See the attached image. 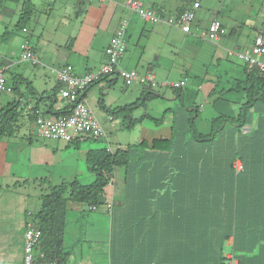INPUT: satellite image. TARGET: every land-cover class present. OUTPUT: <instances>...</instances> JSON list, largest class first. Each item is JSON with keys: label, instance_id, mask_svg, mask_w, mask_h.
<instances>
[{"label": "trees", "instance_id": "obj_1", "mask_svg": "<svg viewBox=\"0 0 264 264\" xmlns=\"http://www.w3.org/2000/svg\"><path fill=\"white\" fill-rule=\"evenodd\" d=\"M32 6V0H23L16 27H26V21L33 12ZM112 37L107 46L111 44ZM243 70L244 77L234 78L231 88L243 91L247 101L242 104L235 118L223 115L212 119L214 126L210 132H198L194 114L190 112L187 119H172L171 137L154 138L151 141L143 139L115 149L88 150L86 162L94 174L93 181L88 184L74 178L51 185L48 179H43V182H48V190L41 195L40 210L29 221L42 232L35 249L36 261L66 264L70 252L64 244V232L69 203H86L90 209L97 208L116 169L123 167L124 182L130 191V186L134 182L139 183L141 178L146 179L148 185L155 182L160 184L155 188L156 191L146 185L144 189L140 188L146 193L144 195L140 191L138 204L145 212L138 213L137 207L134 212L139 221L145 223V217L151 216V212L152 215L159 212L162 215L171 214L169 210L162 212L167 206L161 201L167 196L175 210L171 224L175 221L173 227L181 228L179 233L184 231L182 241L178 239L179 233L171 235L172 242L181 244L178 246L182 250L178 253L181 255L180 261H167L169 253L165 258V253L155 251L151 254L157 255V264H229V255L237 260V264H264V74L257 70L250 71L245 63ZM187 76H191V73ZM142 83L149 89L150 85L157 82L154 77ZM148 89L144 90L140 100L116 109L127 111L123 127L133 128L146 119L156 125L165 121L164 115L156 116L146 111H142L138 118H133V108L144 105L147 97L154 94L153 90ZM175 89H179L176 90L178 95L182 94L180 88ZM43 97L53 102L57 95L54 91L50 95L42 94V100ZM10 109L19 113L16 101L3 112L8 114ZM66 112L64 106L54 114ZM256 114L259 119H253ZM0 123V133H4L8 126L15 125V119H8L3 114ZM89 138L99 137L85 139ZM81 140L76 137L66 142L78 146ZM216 140L218 155H213L207 148L212 146L209 141ZM237 160L243 165L241 170L235 166ZM152 163L165 165L157 172L158 167L151 166ZM122 239L125 241L124 237ZM156 246L162 245L158 242ZM198 247L202 248L199 253Z\"/></svg>", "mask_w": 264, "mask_h": 264}, {"label": "crops", "instance_id": "obj_2", "mask_svg": "<svg viewBox=\"0 0 264 264\" xmlns=\"http://www.w3.org/2000/svg\"><path fill=\"white\" fill-rule=\"evenodd\" d=\"M15 1L16 0H0V26L3 29V32L0 33V43H1L0 45H2V40H10L9 44L11 43L12 39L14 40L13 33L10 30L9 25L12 22L13 17L15 16L16 20L14 26L16 27L20 17V14L18 17V14L16 12L17 7ZM76 1H77L76 6L79 9L76 12V15L78 17L84 11L83 8L84 0H76ZM99 1L100 3L98 2L99 5L96 7V9H101V10L99 11V14L97 16L98 21H96V23L93 25L95 28L99 27L98 29H102L103 25H105V29L103 28L104 32H100L102 33V36L100 38L101 44L99 42V47H98L100 48L99 51L98 49H96L94 53H92V48H87L84 52L75 50L76 53L75 55L72 54L71 52L61 53L60 56L52 58L48 54V51L46 49L41 48L40 49L41 54L45 55V59L48 60L50 59V61L48 62H54V64L58 62L57 65L59 66L57 67H60L67 63L72 64L78 73L97 70L104 63L105 48L109 43L114 31L119 26L120 21L124 19V17L120 13L121 8L117 6V3L113 2V0H109V1L107 0V2H105L106 0H99ZM150 2L153 1L150 0ZM143 6L150 7L144 4ZM152 8L156 10H160L163 13H173L171 11H167V9L159 8L158 6H154ZM214 19H218L221 22L219 18H214ZM145 22L162 25L156 28L154 27L152 31L163 30V32L166 34V38L169 36L171 38H176L180 36V34H183V39L185 42H187L189 40V35H191L188 33H184L183 31H181V29L177 27L170 28L169 25H166V23L163 22H155V23L150 21H145ZM222 25L225 29V33H223L222 35H229L227 34L228 29L226 28L225 24L222 23ZM25 26L27 27V25ZM259 28L260 27H258V29ZM56 31L60 33V37L57 36V32L55 34L47 33L48 36L47 34H45L46 36H44L45 31L41 30L40 39L53 42L56 46L60 47L62 46V44L66 42L65 37L81 38L86 35L85 34L83 36L82 35L71 36L70 34L67 33L63 34L62 32H65V30L61 31L60 28L56 29ZM94 31L96 34L94 35L93 39L88 40L86 42L88 46L89 45L94 46L98 34L97 30ZM192 31H193V26H192ZM146 32L150 34L149 30L146 28V24L144 23L139 29V35H145ZM233 34H235V30H232L229 36ZM139 35L136 36V38L138 39L137 40L138 45L141 40ZM192 37L195 38L194 35H192ZM26 39H29V37L26 36ZM126 40H127L126 52H127L130 44L129 42L131 41V39H129L128 37V31L126 33ZM147 44L151 46V50L148 49L146 51V49H143L144 47L143 46L140 52L138 51L130 52L129 59H126L127 55H124L123 56L124 60L121 63V66L126 69H136L141 76L152 74L154 77L157 78V73L154 72V70L156 66L160 68L163 67L165 55L163 54V52L160 54L155 53L154 48L156 47V45L154 43L148 40ZM217 51L218 50H215L214 52ZM11 53L12 55L15 54V52L12 50ZM93 59L95 61H92ZM62 60H64V62H60ZM17 61L10 58L9 56L0 54V70L4 72L7 78V82L13 86L15 84L11 83L9 79L10 77L9 75L13 74L12 76L15 77V79L18 78L16 76L17 74L14 73L15 71L12 72V69H15V64L17 63ZM124 61H126L127 64H124ZM89 62H92L94 64V67L91 66ZM96 63H99V65L97 64L98 66H95ZM31 64L32 66L37 65L32 62ZM51 68L52 67H50V70ZM234 70L237 73H239L240 78L244 77V70L243 72L237 71L236 68H234ZM9 71H11L10 74H8ZM50 72L53 73L52 71ZM28 74L31 73L28 72ZM181 74H180L181 77L179 79L178 78L175 79L174 81H170L168 76L160 75L157 78L158 82L160 83V87L156 88V90H153L151 88V85L149 86L148 89L147 88L148 86H145V84H143L138 78L132 79L130 81H126V82H133L134 80H138V83L140 85H138V83H134L135 86H129L130 87L129 92L127 90L122 91V93L124 94L123 95L124 101L121 104H118L113 101V104H116V105L112 104L113 109L114 108L116 109L117 107L121 108L122 106L140 100V98L143 96L144 90L148 89L150 91L153 90L154 94H151L149 97H147L146 103L141 106L142 111L144 112L146 111L147 113L156 115L155 110H159L162 111V115H164V119H171V120L187 119L189 113L192 112L194 114L193 116L194 119H203L202 115L201 118H199L200 107H198L197 103L190 102L188 104L186 102V97L197 95V93H200V90L203 89V86H201L200 88L196 87L195 90L191 91L189 94L186 93L189 91L181 89V87H173L171 83L180 81L181 79L184 78H188L187 76L188 70L184 69ZM53 75L55 76L53 84H50L49 86L50 88L53 89V91H55L54 89L59 90L60 83L58 82L56 75L54 73ZM23 77H25V75H23ZM103 78L102 80L106 84V89L113 87L114 84L119 79L117 75H110L109 77H106L104 79ZM234 78L236 77L232 76V80ZM26 83L29 85V82L27 80ZM231 86L225 91L228 92L232 90ZM15 87L17 88V85ZM205 87L206 90L204 94L208 98L214 97L215 96L214 94L218 91V88H213L214 84L212 83L207 84V86ZM90 88L85 92L84 97L91 105L92 102L88 98L89 97L88 93ZM175 88H180L182 94L178 95L176 90L179 89H175ZM34 91L37 92L38 94L35 101H28V100L24 101V103L27 104L29 110L31 111L30 114H27V119H29L30 121L26 123V128L25 129L21 128V125H23V121H21L22 118H20V116H22L23 114L21 115L20 113L15 112L12 115L13 109H10L8 114L4 113V116L8 119H17V121L18 119L20 120L14 123L15 125L8 126L6 128L7 130L4 133H0V264H22L23 256H24L25 231L27 229V224L30 221V219H32V216L40 210L39 209L36 211L34 207L33 208L30 207V204H33V202L36 200L35 199L36 196L41 197V195L43 194V187H42L44 185L42 183L43 179L46 178L48 179V182L50 181L51 183H53L54 182L53 174L54 173L61 174V171L59 169V164H60L59 160L56 164L53 160L44 158L43 155L45 151V146L56 148L61 146L60 143L63 142L56 140L41 139L36 134L35 118L37 114H44L46 116H56L54 113L64 108L65 106L64 101L62 99L61 100L58 99V97H56V99H54L53 102L50 101L48 98H44V97L42 100V94L49 95L47 93L48 90L47 89L45 90V88L41 90L42 92H40L38 89L36 90L34 89ZM14 93H17L18 95V97L14 99H17L16 104L19 105L21 100V95H19L18 90L16 89ZM125 96L126 98H124ZM213 99L215 105L216 104L217 105L214 108L216 112L215 116H211L209 118L211 119V121L212 119H216L219 116H223V115L225 116L227 115L228 118L231 117V119L235 118L236 116L239 115L242 104L247 101L246 95L243 94V99L236 102L238 103L237 111H236V107L234 109L235 105L233 101H231V107L232 109H234V112L231 114L229 112H226L227 109L224 108V106H220V107L218 106L217 103V99H219L218 96L214 97ZM157 100H160L162 102L175 101L174 107L169 105V106H164L162 109L159 106H157L158 105ZM141 101H143V99H141ZM41 102H43L44 105L43 107H41ZM100 103L101 106L107 111L106 118L109 119V121L116 119L118 115L121 117V119H125V115L127 111H123V112L119 110L114 111L113 109L107 107L104 100H101ZM9 106L10 104L7 103L2 107V109H6ZM36 106L38 109L36 108ZM139 113L137 114L133 113L134 114L133 118H138L140 115H142L143 112H141L140 114ZM95 114L98 117V119H101L98 116L97 112H95ZM257 115L258 114H256V116H254L253 119H259ZM23 119L25 118L23 117ZM100 122L105 130V133H108V129L105 125L106 123H104V121L101 120ZM224 125L225 123L223 124V126ZM109 126H113L111 122ZM168 131L171 134L169 136H164V135L154 136L153 134H151L150 136L141 135L138 137V139L139 141L143 139L151 141L154 138L171 137L172 121H171V125H169ZM108 141L110 142L111 140L109 139ZM110 144L112 145V143ZM114 145L116 147L120 145L122 146V144L119 142L114 143ZM116 147H112V149H115ZM24 150H27L26 154L23 153ZM164 165L165 164H161V163L151 164V166L158 167L157 172L163 169ZM191 168L195 170V168L193 167ZM45 171H49L50 176H45ZM116 171L115 174L117 173ZM124 175L125 172L123 169V173H119V178L114 177V180H112V184L111 183L108 184L110 188L109 192L111 198L110 200H106V201L109 202L108 209H109V213L111 214L110 231H108L107 229L97 228L96 227L97 223L92 226H89L88 224L85 223L75 226L70 221V219H68V215L69 212H71L73 218L80 217L78 213L75 212L79 208V206L76 203H69L68 206L69 210L67 212V224L64 232V244L68 249V251L70 252L66 264H157L159 261L157 255L154 256V254L153 255L151 254L155 251H157L156 253H165L164 257L166 256L167 253H169L167 254L169 255L167 256L168 258L167 261H171L172 259L174 263L180 261L181 255L178 253H181L182 250H180L178 246L181 244H177L175 241L172 242L171 235H175L179 233L178 231L181 228L178 229L176 228L177 226L175 225H174L175 227H173L175 221L173 222V224H171L173 220L172 213L175 210L173 209V205H172L173 203L171 202L170 197L166 196L162 198L163 200L161 201V203L167 206V208L162 212L169 210V213L171 214L164 213L162 215V213L159 212L158 214L154 213V215H152L151 212V216H146L144 220L145 223H142L139 221L137 215L134 213L136 207L138 209V213L143 214L145 212V210L138 205L140 203L139 200L140 191H143L145 185L146 187L150 186L156 191L155 188H157L160 184L155 182L152 185L150 184L148 185V183H146V179L141 178L139 183L134 182L133 185L130 186L131 189L130 191L126 188V184L124 182V177H125ZM196 179H197V175L194 180L195 182ZM113 181L118 186L121 187L119 190H116L118 193L117 195L115 192ZM140 188L143 189L141 190ZM143 192L145 195L146 191ZM106 196H107V191L105 190L104 200ZM95 220H98V218L96 217ZM183 233H184L183 230L179 233L180 235L178 239L180 241H182L181 236L183 235ZM122 236L125 238V241H122L124 240L122 239L123 238ZM85 241L89 242L88 246L85 245ZM158 242H160V245L162 246L157 248L156 245L158 244ZM201 250L202 248L200 247L197 248L198 253ZM170 253H175V254L170 255Z\"/></svg>", "mask_w": 264, "mask_h": 264}, {"label": "rangeland", "instance_id": "obj_3", "mask_svg": "<svg viewBox=\"0 0 264 264\" xmlns=\"http://www.w3.org/2000/svg\"><path fill=\"white\" fill-rule=\"evenodd\" d=\"M142 1L144 5L150 6L146 8L158 6L159 8H164L167 9V11L173 12V14H176L178 12L177 10L182 11L186 8H190L194 2H198L199 7L193 9L194 17L191 21L193 31L191 35H189V40L185 42L183 39V34H180V36L176 38H171L170 36L166 38V34L163 32V30L152 31L154 27L156 28L162 25L145 22L138 13L126 8V0H113V2H116L117 6L121 8V15L124 18L127 17L129 20L127 31L128 37L131 39V41L129 42L130 44L128 51L125 54L127 55L126 59H129L130 52H140L143 46V49H146V51L148 49L151 50V46L147 44L149 40L156 45L154 48L155 53L160 54L163 52L165 55L163 67L160 68L156 66L154 70V72L157 73V78L160 75H164L168 76L170 81H174L175 79H179L181 77V73L184 69L188 70V73H191V76L184 78L186 80V84L184 85L183 89L189 92H185L189 94L191 91L195 90L196 87L200 88L201 86H203V89H199L200 93H197L195 96L186 97V102L188 104L190 102H195L200 107L199 118H201L202 115L203 119H195L197 131L201 133L210 132L214 124L209 118L211 116H215L216 112L214 108L217 105H215L213 98L218 96V106H224V108L227 109L226 112L231 114L234 112L235 107L237 111L238 103L236 102L243 99V91L238 92L237 90L232 89L226 92L225 90H227L232 85V76L239 77V73H237L234 68H236L237 71L243 72L244 63L238 57V52H242L251 47L253 38L257 34L258 27H260L264 32V0ZM32 2L34 4V6H32L33 12L30 18L26 21V25L29 28L28 32H23L21 28L14 26L16 20V17L14 16L12 22L9 25L10 30L13 33L14 40L12 39L10 44V40H2V45L0 47L1 55L3 54L5 56H9L15 61L20 60L15 64V69H12V72L15 71L14 73L17 74L16 76L18 78L15 79V77L12 76L13 74H10L11 71H9L8 74H10L9 79L11 83L15 84L13 86L14 89L17 85L16 90H18L19 95H21L20 103L19 105L16 104V109L21 115L23 114L20 116V118H22L21 121H23V125H21V128L23 129L26 128V123L30 121L27 119V114L31 113L29 107L24 103V101H35L38 94L34 91V89H38L40 92H42L41 90L45 88V90H48L47 93L49 95L54 92L49 86L50 84H53L55 77L53 73L50 72V67H57L59 65H57L58 62L55 64L54 62H48L50 59H45V55L41 54L40 49H46L52 58L60 56L61 53L71 52L75 55V50L84 52L87 48H92V53H94L96 49H98V51L100 49L98 48L99 42L101 44L100 38L102 33L100 32H104L105 29V25H103L104 29H98L99 27L95 28L93 26L96 21H98L97 16L101 10L96 9L100 3L99 0H84V11L78 17L76 12L79 9L76 6V0H32ZM105 2H107V0ZM15 3L17 7L16 12L19 17L23 0H16ZM214 18H219L221 22L225 24L226 28L228 29L227 33H229L231 30H235V34L231 36L222 35L219 39H213L210 36L209 27ZM144 23L146 24V28L149 30L150 34L146 32L145 35H139V29ZM172 27L173 26H170V28ZM58 28H60L61 31L65 30V32H62L63 34L67 33L71 36L86 35L81 38L65 37L66 42L60 47L56 46L53 42L40 39L41 30L45 31L44 36H46L45 34L47 33L55 34L57 32V36L60 37V33L56 31ZM94 30H97L98 33L94 46H88L86 42L93 39L94 35L96 34ZM2 32L3 29L0 26V33ZM203 32L206 34L203 35ZM138 35L141 39L139 45L137 43L138 39L136 38ZM192 35H194L195 38H193ZM26 36H28L29 39H26ZM26 40H28L32 45L35 55L38 57V59L40 58V64L32 66L31 61L21 59V44ZM11 50L14 51L15 54L12 55ZM215 50L218 51L214 52ZM64 60L60 62H64ZM123 60L124 57L120 59V64L123 62ZM92 61L95 60L93 59ZM89 64L94 67L92 62H89ZM97 64L99 65V63H96L95 66H98ZM124 64H127V62L124 61ZM28 72L31 74H28ZM23 75H25V77H23ZM194 75H197V77ZM109 76L110 75L106 77ZM118 78L119 79L114 84V86L107 89L105 82L102 79L98 80L93 83L92 86H90L91 88L88 93V98L92 102L91 105L93 109L101 118L99 120L106 123L105 125L108 129V133H106L107 136H102L101 138L82 139L78 146L71 142L68 143L64 140H56L63 142L60 143L61 146L56 148L45 146L43 157L53 160L56 164L59 160L60 163L59 169L61 174H53L54 182H50L51 185L59 184L65 181H71L75 177L84 184L92 182L94 179V174L88 169L86 162V154L90 149L100 150L102 148L116 147L114 143L117 142L122 144L120 147H123L127 144L139 142L138 137L141 135H171L168 131L169 125H171V119H165V121L160 125H156L152 120L146 119L133 128H125L123 127V119H121L119 115L116 117V119L111 121L106 118L107 111L101 106L100 101L104 100L107 107L113 109V105H116L113 104V101L118 104H121L124 101V94L122 91L127 90L129 92V86H135L134 83H138V80L126 82L124 78L120 76H118ZM157 78L155 77L157 83L151 85L153 90H156V88L160 87V83L158 82ZM25 79L29 82V85L26 83ZM210 83L214 84L213 88H218V91L214 94V97L208 98L204 92L206 90L205 86ZM138 85L140 84L138 83ZM54 90L58 99L61 100L59 90ZM17 97V93L14 92H0V117L4 114L2 107L7 103L12 104L14 100L17 101V99H14ZM124 98H126V96ZM231 101H233L235 105L234 109L231 107ZM157 102V106L162 109L164 106L169 105L174 107L175 103V101L162 102L160 100H157ZM43 106V102H41V107ZM116 109H118V107ZM15 111L16 110H12V115L15 113ZM139 112H142L140 105L133 108L132 115ZM155 112L156 116L162 115V111L155 110ZM23 117L25 119H23ZM19 120L20 119H18V121ZM18 121L15 119V123ZM110 122L113 126H109ZM109 139L111 140L110 142L108 141ZM217 142L218 140L214 142L209 141V144L212 146L209 148L206 147L209 152L213 153V155H218V149L215 147ZM110 143H112V146ZM23 153L26 154L27 150H24ZM123 169V167L117 168V173L114 177L119 178V173H123ZM49 174V171H45V176H50ZM114 177L112 180H114ZM42 183L44 184L42 186L43 193H45L48 190V182L44 181ZM113 185L117 195L118 193L116 190H119L121 187L118 186L114 181ZM106 188L105 190L107 191V196L104 200L105 192L102 194L101 204H99L97 208L90 209L86 203H77L79 208L75 212L78 213L80 217L73 218V215L71 212H69L68 219H70V221L75 226L84 223L92 226L97 223V228L107 229L110 231L111 214L109 213L108 209L109 202L106 200H110L111 195L109 192V185H107ZM35 199L36 200L33 202V204H30V207H34L37 211L41 206V197L36 196ZM96 217L98 220H95ZM85 245L88 246L89 242L85 241Z\"/></svg>", "mask_w": 264, "mask_h": 264}, {"label": "built area", "instance_id": "obj_4", "mask_svg": "<svg viewBox=\"0 0 264 264\" xmlns=\"http://www.w3.org/2000/svg\"><path fill=\"white\" fill-rule=\"evenodd\" d=\"M126 7L138 13L145 21L163 22L170 26L177 27L185 33L192 32L191 21L194 17V8H198V2H194L192 7L177 13L166 14L152 8L143 6L141 0H126ZM129 20L124 18L120 21L119 27L113 34L111 44L105 48V61L97 69L78 73L72 64H64L60 67L51 68L60 83V97L66 106V113L56 116H46L38 114L35 118L36 134L43 139H59L69 141L80 137H101L107 136L105 130L96 116L93 108L84 97L85 92L90 85L104 76L117 75L126 81L138 78L141 82L151 81L154 76H141L136 69H126L121 66L120 59L123 57L126 48V31ZM23 32H27L28 28L23 27ZM210 36L213 39H219L225 33L222 23L218 19H213L209 27ZM205 35L206 33H202ZM1 47V45H0ZM21 59L31 61L34 64L40 63L35 55L33 47L26 40L21 44ZM238 57L245 63L248 69L257 70L264 74V32L261 28L257 30V34L253 38L250 48L238 52ZM186 84L184 79L173 82V87H180ZM13 85L7 82V78L2 70H0V92H13ZM235 166L241 170L243 165L237 160ZM41 229L36 228L28 222L25 231L24 256L22 264H43L36 261L35 249L38 246L41 237ZM229 264H237V260L231 255ZM45 264H56L55 262Z\"/></svg>", "mask_w": 264, "mask_h": 264}, {"label": "clouds", "instance_id": "obj_5", "mask_svg": "<svg viewBox=\"0 0 264 264\" xmlns=\"http://www.w3.org/2000/svg\"><path fill=\"white\" fill-rule=\"evenodd\" d=\"M186 9H188V8H186ZM186 9H184V10H186ZM156 10V9H155ZM184 10H182V11H184ZM157 11H159V12H161L160 10H157ZM182 11H178L177 13H180V12H182ZM163 13V12H162ZM176 13V14H177ZM166 14H170V13H166ZM173 14V13H172ZM182 31V30H181ZM184 32V31H183ZM185 33V32H184ZM192 33V32H191ZM191 33H188V34H191ZM186 81V80H185ZM180 87H184V85L183 86H180ZM14 92V91H13Z\"/></svg>", "mask_w": 264, "mask_h": 264}]
</instances>
